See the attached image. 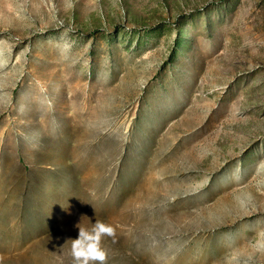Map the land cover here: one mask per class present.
<instances>
[{"label": "rangeland", "instance_id": "obj_1", "mask_svg": "<svg viewBox=\"0 0 264 264\" xmlns=\"http://www.w3.org/2000/svg\"><path fill=\"white\" fill-rule=\"evenodd\" d=\"M97 221L107 264H264V0H0V264Z\"/></svg>", "mask_w": 264, "mask_h": 264}, {"label": "clouds", "instance_id": "obj_2", "mask_svg": "<svg viewBox=\"0 0 264 264\" xmlns=\"http://www.w3.org/2000/svg\"><path fill=\"white\" fill-rule=\"evenodd\" d=\"M114 237L115 228L97 221L91 229L79 228L78 235L71 239L73 264H107V252L101 247L103 237Z\"/></svg>", "mask_w": 264, "mask_h": 264}, {"label": "bare ground", "instance_id": "obj_3", "mask_svg": "<svg viewBox=\"0 0 264 264\" xmlns=\"http://www.w3.org/2000/svg\"><path fill=\"white\" fill-rule=\"evenodd\" d=\"M224 218H225V222H226V224L229 225L232 216H230L228 213H226V214L224 215ZM236 219H237V217H236ZM215 252H216V250H215ZM217 253H218V255H217L218 257L215 258V259H213V260H211V262H209V263H207V264H222V263H223V262L221 261L222 258H220V257H221L222 255H224L225 252L222 251L221 249H217Z\"/></svg>", "mask_w": 264, "mask_h": 264}]
</instances>
